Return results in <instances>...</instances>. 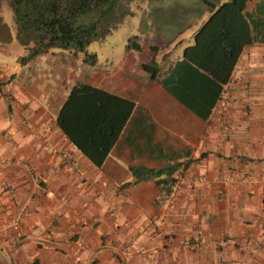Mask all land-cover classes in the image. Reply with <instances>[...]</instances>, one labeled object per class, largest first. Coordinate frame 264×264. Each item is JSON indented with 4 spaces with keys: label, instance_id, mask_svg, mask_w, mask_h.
Returning a JSON list of instances; mask_svg holds the SVG:
<instances>
[{
    "label": "crops",
    "instance_id": "obj_1",
    "mask_svg": "<svg viewBox=\"0 0 264 264\" xmlns=\"http://www.w3.org/2000/svg\"><path fill=\"white\" fill-rule=\"evenodd\" d=\"M244 15L251 43L220 93L171 75L180 56L145 70L165 48L149 30L110 70L62 51L10 64L0 44L2 264H264V0ZM78 82L134 103L101 167L56 123ZM173 166L172 187L131 172Z\"/></svg>",
    "mask_w": 264,
    "mask_h": 264
},
{
    "label": "trees",
    "instance_id": "obj_2",
    "mask_svg": "<svg viewBox=\"0 0 264 264\" xmlns=\"http://www.w3.org/2000/svg\"><path fill=\"white\" fill-rule=\"evenodd\" d=\"M251 0H0V42L11 41L10 30L1 11L7 5L13 15L16 40L24 50L20 64L26 65L52 51L80 57L94 67L95 54L87 48L103 42L128 17L134 16L132 4H147L141 17V35L155 31L170 44L191 29V20L208 15L184 49L176 68L192 69L205 78L208 88L220 93L231 77L245 46L251 43L250 27L244 12ZM170 27L175 33L170 34ZM167 31L166 33H164ZM139 36L128 39L126 50L139 52ZM159 64L153 61L145 70L153 77ZM152 75V74H151ZM181 75V74H180ZM167 89V78L161 80ZM170 92L173 93V90ZM134 103L85 83L71 88L57 115L56 123L65 137L96 167H101L128 121ZM176 167L160 170L131 168L135 182L155 180L158 185L174 186ZM163 177V178H162ZM0 264H2L0 262Z\"/></svg>",
    "mask_w": 264,
    "mask_h": 264
},
{
    "label": "rangeland",
    "instance_id": "obj_3",
    "mask_svg": "<svg viewBox=\"0 0 264 264\" xmlns=\"http://www.w3.org/2000/svg\"><path fill=\"white\" fill-rule=\"evenodd\" d=\"M136 7L137 5L135 3L132 4L131 8L134 11V16L126 18L123 24L117 30L113 31L111 35L106 37L103 42L92 43L87 48V52L89 54H95L97 57V64L95 67L96 69L110 70L118 66L124 52L126 51L128 39L133 36H141V17L143 14L142 12L145 9L143 5H141L142 8L140 10H137ZM1 16L3 22L6 24V26H8L10 30L11 41L7 44H2L0 42V44L5 45V48H7V57H5L8 59L10 64H12L15 55H17L18 52H21L23 48L16 40L13 15L7 5H4L2 7ZM168 30L171 31L170 34L175 33L173 27H170V29ZM193 30L194 28H191L181 32L177 36V38L174 39L170 44H168L167 41L162 38V36H158L157 34H155V31H149L151 35H156V37H158L160 40L166 42H164L165 48H163L158 54L156 62L161 65L166 64L167 59L170 57H181L184 49L193 44ZM166 32L167 31H165L164 33ZM144 34L145 33H143L142 35ZM146 40H149V38L146 37L144 42H146Z\"/></svg>",
    "mask_w": 264,
    "mask_h": 264
},
{
    "label": "built area",
    "instance_id": "obj_4",
    "mask_svg": "<svg viewBox=\"0 0 264 264\" xmlns=\"http://www.w3.org/2000/svg\"><path fill=\"white\" fill-rule=\"evenodd\" d=\"M183 244L185 243V242H182Z\"/></svg>",
    "mask_w": 264,
    "mask_h": 264
}]
</instances>
